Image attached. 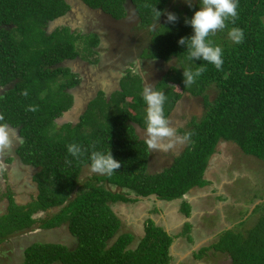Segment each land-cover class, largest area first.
I'll return each instance as SVG.
<instances>
[{
	"label": "trees",
	"instance_id": "1",
	"mask_svg": "<svg viewBox=\"0 0 264 264\" xmlns=\"http://www.w3.org/2000/svg\"><path fill=\"white\" fill-rule=\"evenodd\" d=\"M83 1L114 18L123 16L125 0ZM132 1L144 25L154 24L168 5V0ZM178 4L171 5V13L177 16L179 13L177 21L190 19L194 14L191 11L199 7L197 3L194 10L188 11L179 9ZM69 10L67 0H0V87H7L0 95V117H3L0 125L18 128L21 142L15 153L24 165L39 167L33 176L37 194L29 202L17 203L10 192L2 196L7 198V208L0 214V245L35 225L49 229L65 224L77 239L74 248L52 242L33 243L24 250L19 264H168L172 238L152 223L138 247L128 248L129 234L118 233L122 223L110 203L129 198L125 192H112L106 185L135 190L141 196L156 193L164 199L177 198L192 186L207 183L204 172L222 143L236 145L240 152L264 161V0H239L235 23L226 21L220 33L209 34L208 40L213 46L223 50L222 70L194 60L190 67L195 69L204 64L207 71L190 88L183 84L182 68L175 69L173 65L170 69L173 68V75L168 73L163 77L168 86H178L180 94H205L211 87L217 93L213 101L204 96L209 102L208 106L204 105L207 108L204 116L200 121L193 119L189 130L183 131L189 136L190 144L177 159L175 169L158 175L145 171L141 159L143 144L137 139L134 120L126 108H119L122 109L117 112L119 118L115 114V122L103 126L105 112L88 115L91 106L98 108L95 100L89 103L78 125L58 123L57 119L73 104V95L68 90L81 81L78 74L62 64L79 59L74 44L82 38L68 27L52 31L48 28ZM156 10L161 12L159 17ZM171 24L166 20L152 33L161 27L166 31ZM177 26L157 41L159 48L164 45V49L144 56L167 61L173 56L180 63L185 60L186 48L178 45V41L190 37L192 28L186 23ZM236 28L244 32L242 43L224 39V34L231 36ZM179 29L186 31V35ZM91 36L86 45L96 57L87 58L88 65L99 60L98 39L92 34L86 37ZM138 76V84L132 81L134 85H140ZM42 83L46 88H42ZM25 90L26 97L22 95ZM142 97L132 103L133 108L144 103ZM30 105L37 110L29 111ZM71 143L80 144L86 150L78 160L67 152ZM109 149L120 162V168L111 175L95 173L83 177L90 169L91 152ZM252 202L256 204L244 213L251 211L252 218L246 230L240 218V223L224 228L208 245L193 252V258L201 259L212 249L213 253L226 255L231 264H264V193Z\"/></svg>",
	"mask_w": 264,
	"mask_h": 264
},
{
	"label": "crops",
	"instance_id": "2",
	"mask_svg": "<svg viewBox=\"0 0 264 264\" xmlns=\"http://www.w3.org/2000/svg\"><path fill=\"white\" fill-rule=\"evenodd\" d=\"M79 1H82L84 3L83 0H72L73 6L68 13L64 14V19L60 20L54 26V28H48V30L52 31L57 27L64 26L68 27L71 32L79 34L81 38L86 37L90 34L96 35L98 39V45L96 46L97 52H99V46L101 45L103 40L106 43V49L108 48V45H111V43L108 41V37L111 36V33L113 37L116 36L115 32L107 29L104 20L106 21V19H110L115 25L123 24L126 21H129L130 19H136L139 21L141 20L139 16V9H137V7L133 4L132 0H125L123 6V16L121 18H114L112 15H110V13L103 11L100 8L92 10L86 7L85 5L81 4ZM171 1L172 0H168L167 2L168 5L165 9L166 14L167 8L171 5ZM80 9H82V11L84 12H80ZM161 17L163 16L161 15ZM130 21L128 23H130ZM145 28H147L146 25L143 26V29ZM148 28L151 34V25H148ZM145 48L140 51H134L133 46L127 47L124 50L125 53L116 52L117 55L114 60H112L113 55L110 56L106 54L103 57V60L108 59L112 60V62H108L105 65L103 64L101 68L99 61L94 66L93 64L88 65L86 64V61L81 57H78L79 59L66 61L68 63L65 62V65L68 64L67 66L70 67V69L74 73L78 74L81 77L80 83L77 86H74L68 90L73 95L72 106L75 104V102L77 103L83 101L84 108L77 112L73 111L72 115L65 116L64 121H62L61 123L69 125L77 124V122L80 121L81 116L87 109L89 103L97 95H106L108 96L106 101H111L113 100L111 99V97L114 92L117 91L118 93L122 94L123 90H126L124 89L125 86H129V88L131 87L127 94L121 98L124 104L122 105L121 101H119V105L121 107L124 106V108H126L125 102H128L130 104L128 109L126 108V111L134 120L132 121V123L135 127V132L137 134L138 141L143 144L144 149L142 150L143 155L141 159L145 164V171L150 175H158L165 173L170 169H175L177 165V159L185 152V150L190 144V138L187 141L182 140V138L185 136L183 131L189 130V128L191 127V121L196 116L202 115L203 111L205 110V106L203 104L204 108H201L198 104L195 105L196 107L194 105H188V100L192 99L193 101L195 97H198L190 94L189 92H184L180 95H173V98L175 99L173 100V102H178V104L166 111L165 117L169 119L171 127H173V129L175 130V136L171 138H166L163 141L165 145H170L166 151L150 148L149 143L151 138L147 133V126H143L142 122H139L137 120L138 117L141 118L143 115H146L145 113H147V105L144 102L143 104H141V108L140 105L135 109L133 108L132 103L141 98L144 86L151 85L155 88V90H158L156 87L158 85V82L157 84L153 85L151 78H153L154 76H159L161 74V71L157 74L155 69L152 70V66H156L157 63L165 65V63H168L169 60L167 61L161 57H146L144 56ZM114 53L115 52H113V54ZM136 57H138V60H140L141 63L147 65V71H145L144 67H142L141 70L142 72L140 74L141 81L139 90H135L138 87H133L132 82H126L125 84H123V79L127 77V73L129 69H131V65H124V63L132 59H136ZM98 58H101L100 53L98 55ZM118 59H121V62H123L124 60L125 61L122 65L119 66L120 63L117 62ZM153 61H155L156 64ZM171 67L168 69L170 70ZM90 70L95 71L96 74L92 76L99 77L98 80L100 81L96 82L93 78V83L88 86L86 82H89L88 77L91 76ZM85 73L86 77L88 78L87 81L85 78ZM134 82L138 84L137 81ZM87 90H90L89 93ZM117 98L120 97L118 96ZM196 101L197 103H199V99H196ZM193 104H195V102H193ZM17 136H19L18 133L14 136L8 135L9 139L11 140H14V137L16 138ZM89 171L90 169H87V172ZM208 171L209 169H206L203 175L204 179L207 180L206 184L200 186L194 185L187 191H185L183 194H181L179 197H175L173 199L161 198L156 193L147 196H141L135 190L120 188L117 185L107 183V188L110 189L112 192H125L127 197L129 198L124 200H116L113 203H110L111 208L117 214L122 223L118 233L129 234L130 240L128 242V248L134 250L138 247L140 242L146 236L147 226L152 223L154 226L161 228L172 238L169 247V254L171 255V260H174L176 258L178 264H182L187 259L191 258L192 261H197L199 259L193 258V252L197 251V249L201 248L203 245H208L210 241H212L214 237L224 228H229L230 226H233L234 224L238 223L239 220H234L232 223L229 222L225 218L224 213L222 211L219 226H215V228H219H217L218 230H215L216 232L213 233L214 235L208 232L210 229H205L206 227L201 224L202 222H204L205 217L212 218V214H216L214 210H216L217 207L220 208V205L217 206L216 202L214 200L212 202V200L210 199V197L214 196V193H216V191L218 192L219 189L215 190L216 186L213 185L214 183ZM218 194L219 193H216V195ZM197 215L199 218H201L199 223L194 220ZM214 229H211V231L213 232ZM203 232L204 235L201 234ZM186 233L189 234L188 237L186 236ZM178 244L182 245L181 253H177L175 250ZM185 248L188 249L184 252ZM171 260L169 263H171Z\"/></svg>",
	"mask_w": 264,
	"mask_h": 264
},
{
	"label": "rangeland",
	"instance_id": "3",
	"mask_svg": "<svg viewBox=\"0 0 264 264\" xmlns=\"http://www.w3.org/2000/svg\"><path fill=\"white\" fill-rule=\"evenodd\" d=\"M190 2H191V7L189 6L188 0H172L170 4L174 5L173 3H179L180 4V5L178 4V7H180L179 9L186 8L188 11H190L196 8L195 5L199 3V0H190ZM171 5L167 8V13L173 11ZM194 12L195 11H191V14ZM183 14H185V10L183 11ZM162 16L163 17L158 18L157 21L151 25L152 27L151 32L156 30V28L158 27L160 23L167 20L165 11L162 12ZM177 18H180L179 13H178ZM142 23L143 22L141 20L139 21L136 19H133L130 21V23H128V26H129L128 29L123 35H120V37L123 38V46L125 45L129 46L130 40H133V41L137 40V42L134 44V51H140L146 47L144 49L145 54L147 53L155 54L156 52H159L161 49L165 48V46L162 45L160 49L159 47L161 45H159L157 41L159 42L161 40V37L165 38L167 36L168 30L170 31V28L171 29H176V27L178 28L177 25L179 23L184 26L185 20L181 19L180 21H176L175 23H172L170 27H168L169 29L166 31L162 29L164 27H161V28H158L155 33H151V34L149 32L148 25L145 24L147 28L143 29V26L145 25ZM220 31L221 29H218L212 33H214V35H217V33H220ZM185 32L186 31L181 30V33L183 35H186L184 34ZM224 39L226 40L229 39V41L232 42L235 38L232 35L230 36L228 34H224ZM90 40H92V36L90 38L83 37L79 42L77 41L78 43H76V45L74 44L75 49L79 51V56L84 60H86L87 58L91 60L96 57L93 52L92 53L90 52L89 47L86 45L88 41ZM105 44L106 43L103 40L101 43L102 46H99V50H98L99 52H97V55H99V53L101 54L102 57H104L106 53L110 56L116 55V52L113 54L114 49H113L112 44L108 45L107 49L105 48L107 47ZM105 51L107 52L104 53ZM170 58H173V56ZM107 60H103L104 65L107 64L108 62L109 63L112 62V60H108V61ZM181 63H187V62L186 60H181ZM174 64H175V60L173 59V65ZM94 65L96 64H93V66ZM101 67L102 66H100V68ZM138 67H139L138 62L136 63L135 67L134 65L131 66V69H129L127 73V77L123 79V84H125L126 82L131 83L133 80H136V81L139 80L138 75L141 74L142 71H141V67L140 68ZM170 67L171 66L168 63H165L164 68L161 71V74L157 77L152 75L154 77L151 78L153 85L157 84L158 82V85L156 86L158 89L157 91H163L167 97L165 104H164V115L166 111L171 109V107L178 104V102H173V100H175L173 98V95H180L181 93L180 88L178 86L172 85V84L168 86L167 82H165V79L164 80L162 79L168 73H170V75L171 74L173 75L174 73L173 68L172 70H170L171 72L168 71L169 70L168 68ZM152 70H154V68ZM94 73L95 71H93L91 76H89L88 78L93 79L94 76L92 75L96 74ZM41 85H42V88H46L45 84L42 83ZM132 85L134 84L132 83ZM139 86L140 85L138 86L134 85V87L136 88ZM6 88L1 87L0 93L4 92ZM125 89H126L125 93H127L130 90L129 86H125ZM216 93L217 92L214 89V87H211L209 88V90L206 91L205 94L203 93V94L194 95L198 97H195L193 101L192 99L188 100L187 103L188 105H191V106L192 105L195 106L196 104H198L199 107L204 108L203 104L207 106L209 104V102H207L204 99V96L205 95L207 96L208 101H213ZM118 96L120 98H117ZM122 97L124 96L121 93H118L117 91L113 93L111 97V99L113 100L111 101H106L108 98V96L106 95H103V94L97 95L90 103L96 100L95 106L98 108H94L93 106H91L92 111H89L88 115L97 116L101 112L103 113L105 112L107 116L105 115V119L103 121L104 123H102L101 125L103 126L110 125L112 122H115L114 120H116V118H119L118 116L119 114H117V112L120 113L122 111V109H119V108H124V106L121 107L119 105V101H121L122 105L124 104V102L121 100ZM196 99H199V103H197ZM142 101L144 100L142 99ZM193 102H195V104H193ZM80 103L82 104L81 108H84L83 101H81ZM127 103L128 102H125V105H126V108L128 109L130 104H127ZM140 105L141 104L139 103L138 106ZM141 107L142 105L140 106V108ZM206 110L207 108H205L202 115H199L196 121H200L202 119V117L204 116L203 114L204 112H206ZM109 111H111V113H109ZM115 114H117L116 118H114ZM145 114L146 115H143L141 118L139 117L137 118L139 122L140 121L142 122L143 126H147V113ZM59 124L63 125V123H59ZM75 125H78V124H75ZM68 128L69 126L65 128V131H67ZM5 131L9 136L17 135V129L6 127ZM18 137L20 136H17L16 138L14 137V140L9 139L10 146L0 150V214H3L5 212V208L7 205V198L6 197H5L6 199L2 198V196L5 195V193L10 192L11 194H13L15 201L20 204L29 202L31 200V197L34 198L35 195L37 194L36 182L34 181L33 176L35 172L39 170V167L33 168L28 165H24L23 163L20 162L19 157L15 153L16 147L20 143V138ZM209 163L210 164L207 169H209L210 172L208 171V173L211 176V179L214 183L213 185L216 186L215 190L219 189L218 192L216 191V193H219V194L216 195V193H214V196H211L210 199L212 200V202L214 200L217 206L220 205V208L217 207V209L214 210L216 214H212L213 219L205 217L204 222H202L201 224H203V226L206 227L205 229H210L208 232L214 235L213 233L216 232L215 230H218L217 228H219V227L215 228V226H219L220 219H221L220 218L221 213L223 211L225 218L231 223L234 220L238 221L241 218L240 222L242 221V224H243L242 227H245L244 230H246L251 225L252 218L249 217L250 216L249 213L251 211H248L244 215L245 210L246 208L251 209V207H253L254 204H256L252 202L256 198V196L257 197L262 196V194L264 193V161L259 158L254 157L253 155H247V154L240 152L239 148L236 147V145L222 143L217 146L216 152L211 156ZM93 174L95 173L91 171L89 172L85 171L82 174V176L88 177L90 175L93 176ZM217 196H222V198L223 199L225 198V200L221 198H216ZM256 202H259V201H256ZM43 214L45 215V213ZM200 219L201 218H199L197 215L194 220L199 223ZM205 225H207L208 227ZM211 229H214V231L212 232ZM187 233H186V236L188 237L189 234ZM201 234L204 235V232ZM11 237L10 239H8V241L0 245V264H19L21 263L23 261L24 250L33 243H37V242L60 243L62 245L63 244L67 245L71 248L75 247L77 244L76 238L70 234L65 224L59 227L49 228V229L38 228L35 225L34 228H32L31 230H28V229L24 230L20 233H17L16 235H13L12 238ZM181 247H182L181 244L177 245L175 249L177 253H181ZM187 249L188 248H185L184 252ZM212 251L213 250L210 249V251L205 253L203 258L197 261H192V258H191V259H187L182 264H193V263L195 264L196 263L198 264H231V261L226 257V255L220 254L219 252L213 253ZM54 264H61V263H54ZM169 264H178L177 259L175 258L174 260H171V263Z\"/></svg>",
	"mask_w": 264,
	"mask_h": 264
},
{
	"label": "clouds",
	"instance_id": "4",
	"mask_svg": "<svg viewBox=\"0 0 264 264\" xmlns=\"http://www.w3.org/2000/svg\"><path fill=\"white\" fill-rule=\"evenodd\" d=\"M188 3L191 7L190 0H188ZM238 7L239 0H199L198 10L194 12L190 19L185 20V23L192 28V35L179 39L178 45L186 48L187 56L185 60L187 63H180L177 57L174 64L175 69H183V84L185 87L190 88L196 84L203 73L207 71L204 64H200L195 69L188 66L194 63V60L205 61L207 64L213 65L215 69L222 70L224 64L223 50L219 46H213L208 37L210 33L225 28L226 21L231 20L232 23H235V20L238 18ZM156 12L159 17L161 12L157 10ZM166 18L169 23H175L178 19L171 12L166 14ZM231 35L235 38L236 43L243 42L244 32L242 29H234ZM168 64L173 66L172 58L169 59ZM22 95L26 97L28 92L25 90L22 92ZM142 96L147 105L146 130L151 138L149 146L153 149L166 151L170 145H165L163 141L166 138L175 136V130L171 127L169 119L164 115V104L167 97L163 91H157L151 85L144 86ZM28 110L34 112L37 109L35 106L30 105ZM2 119L3 117H0V120ZM6 127L17 129L18 133V128L0 125V150L10 146L9 137L5 131ZM188 139V135L182 138L183 141H187ZM85 151L77 143H71L67 146V152L77 160L84 155ZM90 161V171L100 175H111L121 166L120 162L112 156L110 149L107 152L93 150L90 154Z\"/></svg>",
	"mask_w": 264,
	"mask_h": 264
},
{
	"label": "flooded vegetation",
	"instance_id": "5",
	"mask_svg": "<svg viewBox=\"0 0 264 264\" xmlns=\"http://www.w3.org/2000/svg\"><path fill=\"white\" fill-rule=\"evenodd\" d=\"M85 6L86 7H88V8H90L88 5H86L85 4ZM75 9V8H74ZM90 9H92V8H90ZM92 10H94V9H92ZM80 12H84V11H82V9H80ZM98 19V18H97ZM130 20H133V19H130ZM129 20V21H130ZM129 21H126L125 23H123V24H118V25H115L114 23H113V21L112 20H107L106 19V21L104 20V23H105V25H106V27H107V29H109L110 31H113V32H115L116 33V36H112V33H111V36L110 37H108V41L112 44V46H113V49H114V52H124V50L127 48V47H130L131 45L134 47V44L137 42V40H130L129 41V46H123V38L122 37H120V35H123L125 32H126V30L128 29V22ZM96 31V30H95ZM129 36V35H128ZM130 37V36H129ZM108 42V43H109ZM101 46V45H100ZM133 49V48H132ZM107 52V51H106ZM106 52H104V53H106ZM125 53V52H124ZM107 54V53H106ZM117 55V54H116ZM116 55L115 56H113L112 57V60H114L115 59V57H116ZM100 56H101V54H100ZM124 56V55H123ZM102 57V56H101ZM121 59H118L117 60V62L118 63H120L119 64V66L120 65H122L123 63H124V61L123 62H121L120 61ZM99 64H100V66H102L103 65V57L102 58H100L99 60ZM138 62V65H139V67L138 68H140L141 67V70H142V67H144V69H145V71H147V65H145V64H143V63H141L140 62V60H138V58H136V59H132V60H130V61H128V62H126V63H124V65H131L132 66V64L134 65V66H136V63ZM154 63H155V61H153ZM143 64V65H142ZM156 64V63H155ZM154 69H155V71H156V73L158 74L160 71H162L163 70V68H164V65H161L160 63L158 64H156V66H152ZM158 71V72H157ZM90 74H92V72H90ZM96 77L97 76H94V79H95V81L97 82V81H100V80H98V78L99 77H97V79H96ZM85 78H86V81L88 80V78L86 77V73H85ZM85 80V79H84ZM90 81L88 82H86L87 83V85L88 86H90L93 82H92V79H89ZM1 88V87H0ZM90 90H92V89H90ZM90 90H87L88 91V93H89V91ZM3 93V92H2ZM2 93H0V95L2 94ZM76 104V103H75ZM71 108V107H70ZM83 108H79V110L78 111H80V110H82ZM197 114V113H196ZM199 117V115L198 116H196L195 118H193V119H197Z\"/></svg>",
	"mask_w": 264,
	"mask_h": 264
},
{
	"label": "water",
	"instance_id": "6",
	"mask_svg": "<svg viewBox=\"0 0 264 264\" xmlns=\"http://www.w3.org/2000/svg\"><path fill=\"white\" fill-rule=\"evenodd\" d=\"M67 2H68L69 6H70V9H71L72 6H73V4H72V0H67ZM79 2H80L81 4H83V5H85V3H83L82 1H79ZM64 17H65V15L60 16V17H58L57 19L53 20V21L50 23V25H49V29L54 28V26H55L60 20L64 19ZM65 62H66V61H65ZM66 63H67V62H66ZM62 65H65V63L62 64ZM67 65H68V64H67ZM90 72H91V70H90ZM75 103H76V102H75ZM81 105H82V104H81L80 102H77V103L74 104L69 110L65 111V112L63 113V115H62L60 118L57 119V121H58L59 123H61L62 121H64L65 116L72 115V114H73V111H74V112H77V111L79 110V108L81 107Z\"/></svg>",
	"mask_w": 264,
	"mask_h": 264
}]
</instances>
